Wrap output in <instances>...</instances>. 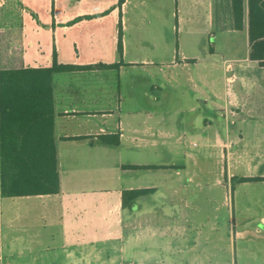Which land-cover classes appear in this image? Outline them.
Here are the masks:
<instances>
[{
  "label": "crops",
  "instance_id": "crops-1",
  "mask_svg": "<svg viewBox=\"0 0 264 264\" xmlns=\"http://www.w3.org/2000/svg\"><path fill=\"white\" fill-rule=\"evenodd\" d=\"M21 3L18 12H15L17 16H8L3 27L14 25L23 28L27 65L50 66L56 55L59 62L92 67L54 75L55 135L61 191L57 194L4 197L0 176V236H3L4 225L12 228L18 225L23 230L33 227L36 229L30 243L21 250L22 257L25 253L31 255L27 264H50L38 256L56 248L68 254V264H237V259L231 261L227 256L223 259L224 249L213 244L212 236L198 228V220L214 222L217 214H207L202 218L203 200L191 197L190 194L195 195L191 192V185L180 181L182 169L175 161L184 154L180 135L176 137L171 129H156L146 122L142 133L162 139L161 143L153 141L152 145L159 146L158 152L163 160L135 163L118 158L111 162L108 159L112 154L118 153L117 148L122 145L126 132L121 117L117 122L110 123V117L115 111L111 100L120 97L112 90L102 96V90L97 87L95 78L105 72L95 66L100 63L92 54H86L81 46L80 35L86 29L95 37L96 30H103L106 24L110 28L116 27L119 13H122V7L117 5V0H21ZM248 28L247 6L244 29L249 36ZM116 37L117 29L114 31L115 43ZM28 46L32 49V63L28 61ZM38 57L43 58L45 63L39 64ZM246 59L254 61L250 59V51ZM104 64L112 63L107 61ZM261 66L264 67V64ZM225 69L228 74L227 82L235 80V65L227 61ZM152 86V90L159 89L155 82ZM160 94L154 91L147 96L149 102L146 108L151 113L156 110L151 105L158 101ZM219 96L211 91L204 102H209L207 105L216 113L215 117L205 119L203 127L193 123V130H201L200 135L204 140V148L199 153L209 161L204 167L195 162L193 174H212V164L220 165V172L226 176V182L219 180L209 186V193H206L209 195L208 201L217 204V199L211 194L215 186L225 189L224 203L228 205L229 215L236 217L237 212L243 215L247 209L244 211V203L236 198L234 182L246 185L252 182L255 187L264 189V179L239 180L242 177H264V113L263 108H259L257 104L251 106L241 102L236 92L225 94V103L221 104L217 103ZM97 113H101V117ZM132 132L138 134L141 131L136 127ZM115 133L121 134L119 146L99 141L100 135ZM77 136L82 138H72ZM102 156L105 158L102 159ZM190 156L193 158L195 154L191 153ZM125 165L163 167L142 169L124 167ZM102 167H114L118 170L117 179L122 181L117 189L115 208L109 209L117 212L113 219L106 213L98 217L94 214L84 215L88 205L96 212L95 209L102 204H108V200L81 196L87 188L84 185L86 183H82V178L74 175L77 171L87 172ZM65 170L71 174L65 177ZM137 170L163 173L162 181L136 184L131 173ZM139 188H152V191L138 198L132 210L124 208V190ZM183 189L184 194L189 197L179 196ZM7 198L13 199V202L9 216L3 222V205ZM142 204L146 207L141 213ZM255 205H264V198H256ZM256 218L260 226L237 229L234 238L244 240L247 235H252L263 240L264 211ZM100 219L106 220L108 225L104 226ZM55 226L59 227L58 231H53ZM214 228L211 225L212 231ZM55 234L61 235L56 246ZM48 235L51 240L47 239ZM204 236L205 244H201L200 238ZM21 262L24 263L23 260Z\"/></svg>",
  "mask_w": 264,
  "mask_h": 264
},
{
  "label": "rangeland",
  "instance_id": "rangeland-1",
  "mask_svg": "<svg viewBox=\"0 0 264 264\" xmlns=\"http://www.w3.org/2000/svg\"><path fill=\"white\" fill-rule=\"evenodd\" d=\"M21 4V0H0V27H3L8 16H17L15 12H18ZM117 5L122 7V13H119L116 27L110 28L106 24L103 30H96L95 37L86 29L80 35L81 46L86 54H92L98 63L108 61L117 64L111 67L98 66L105 73L95 78L97 87L102 90V96L111 90L118 93L120 99L111 100L115 111L110 117V123L117 122L121 117L126 129L122 145L117 148L118 153L112 154L108 159L111 162L118 158L135 163L163 160L158 152L159 146L152 145L153 141L161 143L162 139L144 131L142 133L146 122L156 129H171L176 137L180 135L184 154L175 159L182 169L180 181L191 185V192L195 193L190 194L191 197L203 200L202 218L207 214H217L214 222L198 220V228L212 236L213 244L224 249L223 259L227 256L231 261L237 259V264H264V239L260 240L252 235H247L244 240L234 238L237 229L260 226L256 217L264 211V205L257 207L255 199L264 198V189L255 187L252 182L246 185L235 181L233 185L236 198L244 203V211L247 210L245 214L239 215L237 212L236 217H233L229 215L228 205L224 203L225 189L215 186L211 191L217 204L210 203L209 195L206 194L209 193V186L217 181L226 182V176L220 172V165L212 164V174H193L195 162L200 167L209 162L199 153L204 148V140L200 135L201 130H193V123L203 127L205 119L215 117L216 113L207 105L209 102L204 103L211 91L220 95L217 101L219 104L225 103V94L236 92L241 102L251 106L257 104L259 108H263L264 113V67L246 59L250 51L249 36L246 29L237 30L234 27L231 0H125L123 4L117 0ZM15 21H18L17 18ZM121 30L123 52L118 43ZM31 51L28 46L30 63ZM43 61V58L38 57L39 64H44ZM227 61L235 65L234 71L237 75L235 80L229 82L225 69ZM153 82L159 89L152 90ZM154 91L161 94L156 103H151L156 109L151 113L146 108L149 102L147 96ZM97 115L101 117L102 114ZM136 127L141 131L138 134L132 132ZM191 153L195 157L191 158ZM117 171L114 167H102L74 173L76 177L82 178V183H86L84 185L87 188L81 196L108 200V204L98 206L96 212L88 205L85 216L94 214L98 217L106 213L113 219L117 214L116 211L109 210L115 208L117 189L122 183L117 179ZM67 174L71 173L65 170V177ZM131 174L134 183L148 184L161 182L163 173L137 170ZM123 181L126 183V180ZM179 196L189 197L184 194V189ZM12 200L5 199L3 222L9 216ZM145 207L143 204L140 206L141 213ZM100 220L104 226L108 225L106 220ZM211 225L215 226L213 231ZM58 229L57 226L53 227V231ZM35 230L34 227L23 230L18 225L14 228L4 225L3 236H0V264H27L31 255L25 253L22 257L21 250L30 243ZM49 236L47 239L51 240ZM60 238L61 235L55 234V246ZM200 241L205 244V236ZM67 255L56 248L40 253L38 257H43L41 260L50 264H68L70 260Z\"/></svg>",
  "mask_w": 264,
  "mask_h": 264
},
{
  "label": "trees",
  "instance_id": "trees-1",
  "mask_svg": "<svg viewBox=\"0 0 264 264\" xmlns=\"http://www.w3.org/2000/svg\"><path fill=\"white\" fill-rule=\"evenodd\" d=\"M125 0H119L123 3ZM234 26L245 28L248 6L250 59L264 64V0H231ZM119 49L123 52L122 30ZM23 28H0V176L4 197L57 194L61 191L59 154L55 135L54 75L92 67L59 62L29 66L25 62ZM117 64H96L115 66ZM72 138H82L81 136ZM101 143L119 146L121 134H103ZM155 169L160 165H125ZM264 177H242L240 181ZM152 188L127 189L123 206L132 210L138 198Z\"/></svg>",
  "mask_w": 264,
  "mask_h": 264
}]
</instances>
